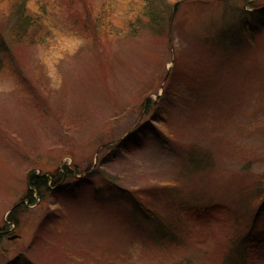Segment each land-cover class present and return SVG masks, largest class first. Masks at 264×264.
<instances>
[{
    "label": "rangeland",
    "instance_id": "rangeland-1",
    "mask_svg": "<svg viewBox=\"0 0 264 264\" xmlns=\"http://www.w3.org/2000/svg\"><path fill=\"white\" fill-rule=\"evenodd\" d=\"M165 2L0 0V264H264V0Z\"/></svg>",
    "mask_w": 264,
    "mask_h": 264
},
{
    "label": "trees",
    "instance_id": "trees-1",
    "mask_svg": "<svg viewBox=\"0 0 264 264\" xmlns=\"http://www.w3.org/2000/svg\"><path fill=\"white\" fill-rule=\"evenodd\" d=\"M110 2L113 0H107ZM125 2V0H123ZM128 4L131 5L133 3L139 2V8L141 11V17L145 19V23L148 26L149 29H156L160 31L162 28H166V25L169 24V19L171 17V10L172 7H176L175 4L170 5V3L165 2V0H127ZM177 4V3H176ZM24 7V5L22 6ZM134 9V8H133ZM42 14H44L42 12ZM19 21L21 24L29 25V19L22 18V12L20 11V14L18 16ZM198 164L200 162L198 161ZM64 170V169H63ZM65 173H69V170L65 169ZM63 174V173H62ZM48 177L47 175H39L36 174L34 171H31L27 175L26 184H27V190L25 194V200H28V205H34L36 203L35 198L42 199L44 194L47 192H50L53 189H57L58 185L55 181ZM59 177V176H58ZM50 184V185H49ZM50 190V191H49ZM23 201H21L17 206H15V210L18 209V207H23ZM261 207V205H260ZM7 225L12 224L15 220L13 219V214L11 213L7 219ZM7 225H3L0 228V238L5 234L7 231ZM5 230V231H4ZM3 231V232H1ZM165 248V247H162ZM246 248L247 247H230V249L227 252V257L225 260L222 261V264H243L246 260Z\"/></svg>",
    "mask_w": 264,
    "mask_h": 264
},
{
    "label": "water",
    "instance_id": "water-1",
    "mask_svg": "<svg viewBox=\"0 0 264 264\" xmlns=\"http://www.w3.org/2000/svg\"><path fill=\"white\" fill-rule=\"evenodd\" d=\"M173 14V13H172Z\"/></svg>",
    "mask_w": 264,
    "mask_h": 264
}]
</instances>
